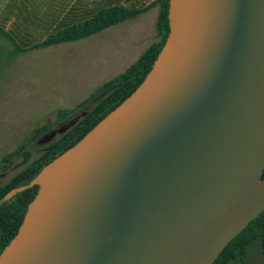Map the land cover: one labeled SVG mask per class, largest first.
Wrapping results in <instances>:
<instances>
[{"label": "water", "instance_id": "obj_1", "mask_svg": "<svg viewBox=\"0 0 264 264\" xmlns=\"http://www.w3.org/2000/svg\"><path fill=\"white\" fill-rule=\"evenodd\" d=\"M168 18L138 87L0 198L38 185L0 264H214L263 213L264 0H169Z\"/></svg>", "mask_w": 264, "mask_h": 264}, {"label": "rangeland", "instance_id": "obj_2", "mask_svg": "<svg viewBox=\"0 0 264 264\" xmlns=\"http://www.w3.org/2000/svg\"><path fill=\"white\" fill-rule=\"evenodd\" d=\"M157 14V10H152L107 34H114L115 41H121L147 23L148 45L154 40L151 29L153 23L156 27ZM116 30L121 31L114 33ZM43 38L36 35L32 42ZM92 42V39L82 38L20 54L13 52V42L0 30V163L3 157L19 149L5 169L7 173L2 174L4 169L0 172V184L8 182L16 171L40 156L44 144L38 143L41 135L38 136L35 129L43 126L55 129L75 117H82L94 104L80 103L105 81L117 76L118 73H108L104 78L80 85L79 80L91 68L93 57L105 53L97 51V46L106 44L107 35ZM60 109L74 111L68 118L60 119ZM24 152L30 154L27 163ZM236 264H264L259 244L253 245L246 261Z\"/></svg>", "mask_w": 264, "mask_h": 264}, {"label": "trees", "instance_id": "obj_3", "mask_svg": "<svg viewBox=\"0 0 264 264\" xmlns=\"http://www.w3.org/2000/svg\"><path fill=\"white\" fill-rule=\"evenodd\" d=\"M156 4L160 6V12L156 21V31L157 36L159 37L158 41L152 43L124 72L104 82L87 99L80 103V105L93 103L94 106L89 112L86 111L80 120L65 133L61 134L51 143L43 146L40 156H38L23 171L13 176L7 183L1 184L0 198L12 188L28 184L42 167L49 163L57 153H62L74 145L96 123L118 106L138 87L151 69L168 36L170 29L168 18L169 0H156L149 6L143 8H129L119 5L103 8L93 17L69 25L48 36L42 42L27 48L28 50L43 48L86 38L109 26L137 16L147 8ZM7 37L13 42V52L27 50L21 48L10 35H7ZM73 111L74 109H60L58 112L59 118L66 119ZM47 131V126L35 129L38 136ZM23 146L24 145H22L21 148H23ZM18 151L19 149L3 157L0 166L11 160ZM24 155L26 158L30 156L28 152H24ZM262 178H264V173ZM37 190L38 185L28 187L16 193L6 203L0 205V253L16 235L23 221L28 205L35 197ZM254 244H259L264 261V211L261 215L251 221V223L240 234L229 242L219 257L215 260L214 264H236L239 261L244 262L249 257L250 250Z\"/></svg>", "mask_w": 264, "mask_h": 264}, {"label": "crops", "instance_id": "obj_4", "mask_svg": "<svg viewBox=\"0 0 264 264\" xmlns=\"http://www.w3.org/2000/svg\"><path fill=\"white\" fill-rule=\"evenodd\" d=\"M154 1L156 0H0V30L3 31L6 38H8L7 35H10L21 48L27 49L69 25L93 17L103 8L115 5L143 8ZM152 10L158 11V18L160 6L156 4L137 16L128 18L86 37L88 40L92 39V43H94L104 34L107 35V42L97 46V51L105 53L93 57V64L88 70L89 72L84 73L82 79L79 80L80 85L104 78L108 73H118L115 75H119L130 67L152 43L158 41L159 37L157 36L154 23L151 29L154 40L148 45H146V41L149 32L145 31V27L147 30L149 28L147 23L140 25L139 29L121 41L116 42L114 34H107L117 29V27L130 22L133 18L146 15ZM119 31L121 30H116L114 33ZM36 35H42L44 38L34 43L32 40ZM111 38L114 41L110 40ZM28 51L30 50H22L17 53L21 54Z\"/></svg>", "mask_w": 264, "mask_h": 264}, {"label": "flooded vegetation", "instance_id": "obj_5", "mask_svg": "<svg viewBox=\"0 0 264 264\" xmlns=\"http://www.w3.org/2000/svg\"><path fill=\"white\" fill-rule=\"evenodd\" d=\"M80 118H81V117H75V118L72 119L71 121H74V120H75L76 123H77V122L80 120ZM71 121H70V122H71ZM51 130H52V129H51ZM51 130H48L47 132H49V131H51ZM47 132H45V133H47ZM45 133H44V134H45ZM44 134H42V135L39 137V139H38V143H39L40 138H41ZM58 135L60 136L61 134H57L56 136H58ZM56 136L53 138L52 141H54V139L56 138ZM59 136H58V137H59ZM56 139H57V138H56ZM56 139H55V140H56ZM52 141H50L49 143H51ZM49 143H45L44 146L47 145V144H49ZM29 157H30V156H29ZM29 157L26 158L27 161H26L25 163L28 162ZM34 160H35V159L29 161L24 167H22L20 170L16 171V172L11 176V178H12L13 176L17 175L18 173H20L21 171H23V170H24L29 164H31ZM11 162H12V159L9 160L8 162L3 163L2 166H0V172H1L3 169L5 170V169L7 168V166H8V164H9V163L11 164ZM6 173H7V170H5L2 174H6ZM0 178H1V174H0ZM11 178H10V179H11ZM10 179H9V180H10ZM6 183H7V182H6ZM4 184H5V183H4ZM0 185H1V184H0ZM25 185H26V184H25Z\"/></svg>", "mask_w": 264, "mask_h": 264}]
</instances>
